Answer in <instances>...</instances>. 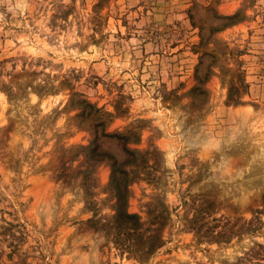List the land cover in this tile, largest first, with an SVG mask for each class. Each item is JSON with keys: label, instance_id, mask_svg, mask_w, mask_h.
<instances>
[{"label": "rangeland", "instance_id": "374dc122", "mask_svg": "<svg viewBox=\"0 0 264 264\" xmlns=\"http://www.w3.org/2000/svg\"><path fill=\"white\" fill-rule=\"evenodd\" d=\"M0 264H264V0H0Z\"/></svg>", "mask_w": 264, "mask_h": 264}]
</instances>
